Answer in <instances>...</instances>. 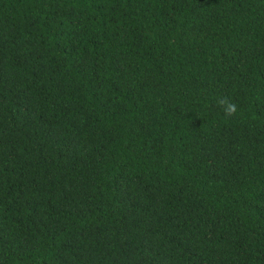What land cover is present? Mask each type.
I'll list each match as a JSON object with an SVG mask.
<instances>
[{
  "label": "trees",
  "instance_id": "trees-1",
  "mask_svg": "<svg viewBox=\"0 0 264 264\" xmlns=\"http://www.w3.org/2000/svg\"><path fill=\"white\" fill-rule=\"evenodd\" d=\"M0 264H264V0H0Z\"/></svg>",
  "mask_w": 264,
  "mask_h": 264
},
{
  "label": "clouds",
  "instance_id": "clouds-1",
  "mask_svg": "<svg viewBox=\"0 0 264 264\" xmlns=\"http://www.w3.org/2000/svg\"><path fill=\"white\" fill-rule=\"evenodd\" d=\"M219 103L223 106V110L226 116H231L236 112V105L228 102L227 100H220Z\"/></svg>",
  "mask_w": 264,
  "mask_h": 264
}]
</instances>
